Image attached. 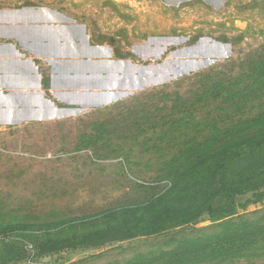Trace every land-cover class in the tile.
<instances>
[{"label": "rangeland", "instance_id": "374dc122", "mask_svg": "<svg viewBox=\"0 0 264 264\" xmlns=\"http://www.w3.org/2000/svg\"><path fill=\"white\" fill-rule=\"evenodd\" d=\"M147 7L148 37L162 31L182 53L206 38L229 54L182 72L168 53L115 103L0 125V264H264V150L230 174L262 180L260 200L248 188L219 221L204 211L165 232L134 227L183 207L165 172L264 130V0Z\"/></svg>", "mask_w": 264, "mask_h": 264}, {"label": "crops", "instance_id": "0c3cea01", "mask_svg": "<svg viewBox=\"0 0 264 264\" xmlns=\"http://www.w3.org/2000/svg\"><path fill=\"white\" fill-rule=\"evenodd\" d=\"M151 1L187 6L225 0ZM149 4L0 0V125L41 123L115 103L146 83L147 62L168 53L180 62L212 60L214 44L206 38L182 53L162 31L148 37Z\"/></svg>", "mask_w": 264, "mask_h": 264}, {"label": "trees", "instance_id": "16d2710c", "mask_svg": "<svg viewBox=\"0 0 264 264\" xmlns=\"http://www.w3.org/2000/svg\"><path fill=\"white\" fill-rule=\"evenodd\" d=\"M258 137L264 138V130L258 133L239 134L232 139L234 145L227 144L213 149L208 148L206 152L199 151L190 161L165 172L164 174L172 179V187L176 185L180 187L181 196L178 200L183 207L176 209L172 204L154 218L149 220L140 218L134 227L142 231L149 229L148 233L165 232L191 221L204 211L212 221H219L235 212L238 197L244 195L248 188L254 190L253 195L256 200H260L263 196L255 192V187L260 186L262 180L253 182L250 177L237 180L230 178L231 169L240 161L239 159H245L253 152L264 150V139L256 140ZM245 142L248 143V147ZM121 230L130 236L128 226L121 227Z\"/></svg>", "mask_w": 264, "mask_h": 264}, {"label": "water", "instance_id": "95a60500", "mask_svg": "<svg viewBox=\"0 0 264 264\" xmlns=\"http://www.w3.org/2000/svg\"><path fill=\"white\" fill-rule=\"evenodd\" d=\"M203 40H205V39H203ZM228 54H229V52L226 51L225 49L224 50H218V52H216V55L220 56V57H224ZM175 61H177V60H175ZM175 61H173V62H175ZM211 62H213V60L206 61V62H204V64H209ZM192 64H193V60H183L182 62L178 61V64L175 66H178L177 68L179 70H182V72H184V71L186 72V71L192 69Z\"/></svg>", "mask_w": 264, "mask_h": 264}]
</instances>
